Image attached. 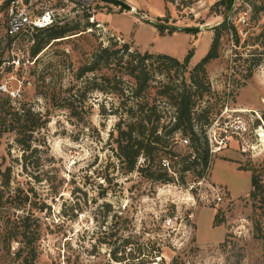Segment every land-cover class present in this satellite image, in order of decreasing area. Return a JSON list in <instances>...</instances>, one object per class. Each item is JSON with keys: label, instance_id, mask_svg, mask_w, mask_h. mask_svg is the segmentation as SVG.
<instances>
[{"label": "rangeland", "instance_id": "1", "mask_svg": "<svg viewBox=\"0 0 264 264\" xmlns=\"http://www.w3.org/2000/svg\"><path fill=\"white\" fill-rule=\"evenodd\" d=\"M217 1L50 0L57 24L78 27L46 46L33 64L32 47L44 32L9 34L7 1L0 0V89L43 112V84L66 85L99 46L127 43L179 61L192 50L188 70L219 32L216 56L206 65L211 93L201 99L212 118L203 176L196 175L200 167L168 170L172 183L138 172L113 176L109 133L116 119L100 111L117 105L110 93L89 92L74 116L49 109L36 134V178L22 171L13 136L0 137V264H28L30 249L31 264H138L155 251L159 264H264V206L249 197L250 168L264 161V0H231L229 10ZM176 75L187 72L177 68ZM175 141L180 148L190 144L186 135L176 134ZM9 165V187H1ZM23 215L29 219L19 250Z\"/></svg>", "mask_w": 264, "mask_h": 264}, {"label": "trees", "instance_id": "2", "mask_svg": "<svg viewBox=\"0 0 264 264\" xmlns=\"http://www.w3.org/2000/svg\"><path fill=\"white\" fill-rule=\"evenodd\" d=\"M222 3L227 10L231 8V0H218L215 4ZM225 22H222L223 26ZM91 25L86 24L87 27ZM77 27L56 24L39 29L44 35L32 47L33 64L38 62L37 55L46 46L49 47L51 42H57L56 39L65 37ZM155 27L162 35L163 27L157 24ZM218 40L219 32H216L206 54L188 70L192 50L179 61L166 54L131 50L127 43L99 46L66 85L52 82L43 84L44 89L39 92V96L45 101L44 112L42 107L25 100L19 93L9 94L0 89V137L6 133L13 136L14 146L21 152L19 164L22 171L30 178H36L41 145L36 134L49 121L46 118L49 109H64L74 116L83 106L84 99L87 98L88 101L89 92L110 93L116 97L117 105L112 104L108 110L105 105H101L100 111L102 115H111L116 119L109 133L115 157L113 176L138 172L141 177L152 181L172 183L174 178L168 170L178 173L188 170L194 172L195 167H200L196 173L200 178L211 159L205 127L212 120L209 116L210 107L202 106L201 99L211 93L206 65L216 56ZM177 68L186 71L187 77L183 75L177 78ZM41 79L45 82L46 78L41 74ZM88 107L92 108L93 103H89ZM262 118L264 120V113ZM176 134L188 136L190 144L186 148H180L175 141ZM9 148L10 144L8 153ZM162 158L165 159L163 166ZM140 159L142 162L139 163ZM263 164L250 168L249 197L253 205L259 203L264 206ZM11 172V166H6L1 187H9ZM104 178L108 179L106 176ZM1 192L2 190L0 205L4 197ZM28 219L27 215L19 218L21 224L17 234L21 236L20 242L23 243L19 250L25 247ZM30 251L28 264L35 258L33 250ZM160 260V252L155 251L150 252L138 264H159ZM171 264L180 263L172 260Z\"/></svg>", "mask_w": 264, "mask_h": 264}, {"label": "built area", "instance_id": "3", "mask_svg": "<svg viewBox=\"0 0 264 264\" xmlns=\"http://www.w3.org/2000/svg\"><path fill=\"white\" fill-rule=\"evenodd\" d=\"M7 15V31L18 35L25 30L44 29L57 24L55 10L48 4L50 0H5ZM244 22V20H242ZM233 125L235 130L243 128L240 117ZM226 126V125H225ZM184 143L186 139L182 140ZM163 165L165 163L163 162ZM219 200L220 197L217 196ZM169 223V220H166Z\"/></svg>", "mask_w": 264, "mask_h": 264}, {"label": "water", "instance_id": "4", "mask_svg": "<svg viewBox=\"0 0 264 264\" xmlns=\"http://www.w3.org/2000/svg\"><path fill=\"white\" fill-rule=\"evenodd\" d=\"M125 7H127V6H125Z\"/></svg>", "mask_w": 264, "mask_h": 264}]
</instances>
